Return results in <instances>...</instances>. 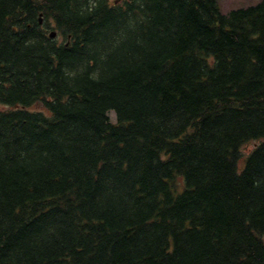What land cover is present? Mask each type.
Listing matches in <instances>:
<instances>
[{
	"label": "trees",
	"instance_id": "obj_1",
	"mask_svg": "<svg viewBox=\"0 0 264 264\" xmlns=\"http://www.w3.org/2000/svg\"><path fill=\"white\" fill-rule=\"evenodd\" d=\"M0 104V264H264V0H0Z\"/></svg>",
	"mask_w": 264,
	"mask_h": 264
},
{
	"label": "rangeland",
	"instance_id": "obj_2",
	"mask_svg": "<svg viewBox=\"0 0 264 264\" xmlns=\"http://www.w3.org/2000/svg\"><path fill=\"white\" fill-rule=\"evenodd\" d=\"M260 0H220L221 8L224 12L231 9H235L241 6H248L256 4ZM7 106L0 104V109H6ZM33 110H42L43 106L38 103L30 107ZM111 118L115 121V112H111ZM259 143V141H250L242 147V159L240 160V166L244 165L246 156L253 150V148ZM264 239V236H263Z\"/></svg>",
	"mask_w": 264,
	"mask_h": 264
},
{
	"label": "water",
	"instance_id": "obj_3",
	"mask_svg": "<svg viewBox=\"0 0 264 264\" xmlns=\"http://www.w3.org/2000/svg\"><path fill=\"white\" fill-rule=\"evenodd\" d=\"M55 36H56V32L53 31V32L51 33V37H55Z\"/></svg>",
	"mask_w": 264,
	"mask_h": 264
}]
</instances>
